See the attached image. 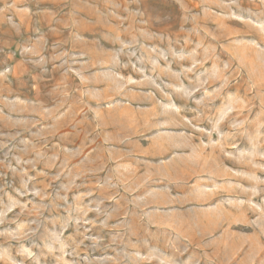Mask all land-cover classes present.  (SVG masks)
I'll return each instance as SVG.
<instances>
[{"label":"rangeland","instance_id":"1","mask_svg":"<svg viewBox=\"0 0 264 264\" xmlns=\"http://www.w3.org/2000/svg\"><path fill=\"white\" fill-rule=\"evenodd\" d=\"M0 264H264V0H0Z\"/></svg>","mask_w":264,"mask_h":264}]
</instances>
